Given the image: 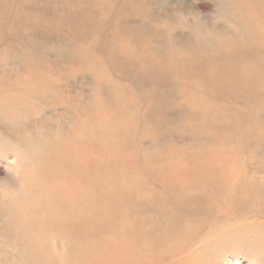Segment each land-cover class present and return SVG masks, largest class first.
Listing matches in <instances>:
<instances>
[{
	"label": "bare ground",
	"instance_id": "bare-ground-1",
	"mask_svg": "<svg viewBox=\"0 0 264 264\" xmlns=\"http://www.w3.org/2000/svg\"><path fill=\"white\" fill-rule=\"evenodd\" d=\"M241 6L246 12L244 28L248 32L260 29L264 39V0H244ZM114 38L117 50L107 54L113 66L117 65L119 56L137 63L147 57L146 45H141L140 55L141 52L127 49L129 39L119 34ZM230 46L228 43L224 47L225 52ZM90 54L95 56L97 51L91 50ZM182 60L176 68L181 71L185 67L191 73V80L200 76L197 73L200 67L204 72L213 70L212 81H208L210 76L207 81L227 86L228 92L221 95L225 99H237L244 91L249 101L262 98L260 108L264 107V92L256 89L264 82V66H246L232 58L236 65L229 72L226 68L216 71L213 67L218 63L207 58L194 71L191 68L196 65L194 56ZM104 67L100 61L98 69ZM27 68L26 88L20 92L14 87L20 93L19 99L9 103L4 99L0 106L6 117L5 127L23 120L25 123L21 124H26L30 116L35 118L38 103L44 107L48 104L65 107L66 98L50 101L58 85L43 73L41 65ZM118 75L126 79L134 76L130 72ZM239 81L246 84L245 89L238 87ZM120 87L117 104L111 107L98 104L94 117L86 102L77 106L74 129L62 131L56 123L53 130L43 127L41 121L23 125L20 133L2 132L0 127L5 140L14 142L3 141L0 149L11 150L23 160L35 161L34 167L24 175L33 197L19 201L16 196L2 194L0 198V206L8 209V213L0 211V240L5 242L10 238L18 242L16 247L23 243L31 248L21 253V258L28 260L27 255L34 256L38 264H228L230 253L235 256L245 253L264 264V179L248 174L249 163L241 160L251 137L264 135V119L253 127L248 121H239L234 129L232 123L219 121V111L227 115L226 119L230 116L224 103L200 99L197 111L212 112L210 123L218 130H227L230 149L207 148L195 160L150 159L139 167L129 166L130 154L117 157L115 152L131 145L128 134L136 116V98L129 95L128 87ZM50 89H55L54 93ZM48 91L52 93L49 95ZM100 149L105 150L102 156L96 153ZM102 162L106 164L99 170L101 175H93L94 164ZM96 180L102 181L100 186L92 184ZM128 189L133 190L131 196ZM131 198L134 206L128 209L122 201ZM109 200L114 201L116 214L105 204ZM10 215H14L13 219ZM115 232L121 237L119 241L112 237ZM56 238L62 240L65 251L55 257L50 252L49 241ZM3 250L0 256L5 257L6 248Z\"/></svg>",
	"mask_w": 264,
	"mask_h": 264
},
{
	"label": "rangeland",
	"instance_id": "rangeland-1",
	"mask_svg": "<svg viewBox=\"0 0 264 264\" xmlns=\"http://www.w3.org/2000/svg\"><path fill=\"white\" fill-rule=\"evenodd\" d=\"M243 1L0 0V106L4 104V99L5 103L19 99L20 93L15 89L21 92L26 88L29 81L27 67L41 65L43 73H47L49 80L58 85L55 91L50 89L56 96L48 91L51 94L50 101L53 103V98H66L63 103L65 107L55 108L50 104L44 107L38 103L35 118H26V124L41 121L43 127L53 130L56 123L62 131L74 129L77 106L86 102L94 117L98 104L108 107L117 104L119 88L124 85L128 87L129 95L136 98V116L131 133L128 134L130 147L116 151L115 155L125 157L130 154L129 166L139 167L150 159L195 160L207 148L230 149L232 144L227 130H218L210 123L212 112L197 111L196 104H199L200 99L224 103L230 116L226 119L227 115L223 116V112L219 111V121H228L237 129L235 127L239 121H248V125L253 127L264 119V107L260 108L263 99L257 97L249 101L244 91L237 99H225L221 95L228 92L229 88L208 82L213 78V70L204 72L200 67L197 71L199 79L191 80V73L185 67L182 66L181 71L176 67L182 63V58L190 55L196 59V65L191 67L194 71L207 58L218 63L213 67L216 71L226 68L229 72L236 62L246 66H264V39L260 29L253 28L248 32L244 28L246 12L242 10ZM242 29L246 30L243 34ZM116 34L130 40L126 47L132 53L143 54L141 47L146 45L145 50L149 54L146 52L147 57L142 63L120 56L117 65L108 62L107 54L117 50V43L113 42L116 41ZM228 43L231 46L225 52L224 47ZM94 49L97 51L95 56L90 54ZM232 58L237 61L232 62ZM100 61L107 68L98 69ZM152 62L155 65H151ZM171 62L173 64L169 66ZM125 70L134 76L130 79L121 78L118 73H127ZM239 85L242 90L246 88V84L241 81L238 82L240 88ZM256 89L264 92V82ZM4 117L5 114L0 110L2 132H22L23 125H26L21 124L25 123L24 120L13 126L8 123L10 125L5 127L7 122ZM0 134V143L9 141L5 140L3 133ZM249 141L241 160L249 163L248 174H256L264 179V135L262 138L251 137ZM9 143L14 144L12 140ZM96 153L102 156L105 150L100 149ZM32 163H35L32 158L23 160L11 150L4 152L0 149V198L4 194L12 198L16 196L19 201L28 196L33 197L32 188L25 183L27 177L24 176L26 170L32 169V165L34 167ZM105 164H94L96 168L91 169L92 174L98 173L100 176L99 170ZM101 183L100 180L92 181L94 186H100ZM126 191L130 196L133 193L132 189ZM113 202L109 200L105 204L111 206L112 213L116 214ZM122 205L132 208L133 198L123 200ZM2 208L0 206L1 212L8 213L7 208ZM10 217L13 219L14 215ZM118 233L112 236L117 241L121 239ZM8 239L5 242L0 240V254L6 248V256H0V264H38L34 256L27 255L28 260L21 258V253L31 248L25 247L23 243L16 247L17 241L13 240V243ZM49 243L52 256L63 255L65 246L61 239H51ZM115 245L118 247L117 243ZM250 257L245 253L237 256L230 253L227 261H230L228 264H263L258 258Z\"/></svg>",
	"mask_w": 264,
	"mask_h": 264
}]
</instances>
